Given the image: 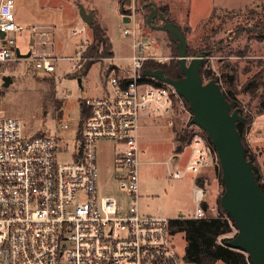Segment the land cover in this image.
I'll return each instance as SVG.
<instances>
[{
	"label": "built area",
	"instance_id": "2783aa9c",
	"mask_svg": "<svg viewBox=\"0 0 264 264\" xmlns=\"http://www.w3.org/2000/svg\"><path fill=\"white\" fill-rule=\"evenodd\" d=\"M14 7L15 0H0V62L20 59L16 39L9 33L25 27L16 20ZM123 33L131 40L130 75L109 76L104 95L82 102L89 113L79 121L73 159H58L56 133L28 132L22 120L0 117V264H186L169 230V221L177 217L145 214L140 209L142 190L149 185L142 183L140 173L141 114L178 110L196 128L188 165L169 168L171 177L198 174L208 167L217 168L220 177V158L207 131L193 121L185 98L173 85L145 74L148 61L166 59L154 51L156 38L137 26L125 27ZM37 35L39 50L30 49L29 59L36 69L53 72L58 58L45 51L54 44L53 34L42 28ZM78 54L80 66L85 58ZM175 122L170 118L167 125L174 127ZM63 127L68 128V123ZM189 131L183 129L190 137ZM101 139L123 145L117 155V178L128 198L125 205L116 195L100 191L97 142ZM206 195L205 187L196 185L194 211L178 217H218V205H202ZM232 227L231 239L238 233Z\"/></svg>",
	"mask_w": 264,
	"mask_h": 264
},
{
	"label": "rangeland",
	"instance_id": "374dc122",
	"mask_svg": "<svg viewBox=\"0 0 264 264\" xmlns=\"http://www.w3.org/2000/svg\"><path fill=\"white\" fill-rule=\"evenodd\" d=\"M154 1L158 7L161 4L168 5L171 18L185 32L188 50H192L196 55L207 53L203 60L205 68L213 71V76L220 80L224 90L234 97L243 111L241 115L252 119V122L246 125L244 140L249 153L256 156L264 181V138L260 142L256 140L258 130H262L264 135V98L261 97L262 88L246 86L255 75L264 73V30L261 28L264 26V0H248V3H243L246 0ZM224 2H237L239 6H219ZM74 3L77 9L78 4L82 3L88 12L93 11L94 22L103 27L112 43V54H103L93 59L95 63L87 76L82 78V87L80 77L76 74L88 59L81 60L79 66L78 53L82 55L92 43L93 31L91 26L83 21L79 12L73 13ZM14 12L16 20L24 25L25 30L9 33V36L15 37L21 53H27L34 48L39 50L36 42L40 36L37 33L39 29L46 28L52 32L54 44L48 45L45 51L56 56L58 60L55 61L56 69L53 72L36 69L31 58L0 62V117L22 120L28 132L48 129L56 133L59 136L60 161L73 159L72 151L78 145L76 135L78 120L81 117L80 110H88L82 102L86 98L102 95V78L104 80L105 76L107 79L111 74L114 75L112 69L115 64L129 63L131 40L124 35L123 28L137 26L145 34L156 38L154 51L166 59L164 62L152 63L169 64L179 57L177 42L173 41L167 32L155 30L148 25L146 15L138 11L137 0H130L123 10L120 0H15ZM124 17L129 18L124 21ZM155 19V25L163 23L162 20ZM33 27L36 32L32 31ZM207 45L212 48L205 50ZM211 79L204 78V81ZM141 116L148 117L149 114L143 112ZM151 116L140 141L141 181L144 185L148 182L152 184L151 188L142 190L141 212L170 217L179 211L181 207L173 208L176 194L182 191L190 202L192 175L194 179L199 175L207 179L204 186L207 191L206 201L209 206H219L218 201L221 200L225 186L222 175L218 177L217 168H204L198 174L188 173L180 179L169 175L166 160H176L178 169H185L190 161V144L196 131L194 126H190L191 120L187 122L186 114L178 110L171 114L155 113ZM180 116H183V119ZM170 118L176 121L174 127L167 125ZM64 123H68L69 127L64 128ZM185 124L187 126H184ZM183 129H191L190 141L181 153H174L176 132H183ZM122 149L123 145L118 141L99 140L97 169L100 191L103 194L116 195L125 205L128 198L120 188L117 178L120 175L117 155ZM194 207L195 204L193 209ZM173 240L176 251L183 254L185 240L182 234L176 235ZM186 264L193 263L186 261Z\"/></svg>",
	"mask_w": 264,
	"mask_h": 264
},
{
	"label": "water",
	"instance_id": "95a60500",
	"mask_svg": "<svg viewBox=\"0 0 264 264\" xmlns=\"http://www.w3.org/2000/svg\"><path fill=\"white\" fill-rule=\"evenodd\" d=\"M151 12L146 18L148 25L165 31L177 42L179 63L183 75L177 79L167 77L162 69H145V74L173 85L188 103L193 113V121L207 131L216 146L221 166L222 182L225 189L221 195V205L238 229L236 236L228 245L246 252L253 264H264V190L256 179V164L247 159L245 147L237 128V122L244 121L240 109H232L221 84L215 79L207 82L201 74V64L207 53L188 56V42L182 27L158 14L155 1L147 3ZM83 21L92 25L93 11L88 12L82 3L78 4ZM160 16L162 24L155 25L153 20ZM129 17H124L127 21ZM19 58H29L31 51L21 53Z\"/></svg>",
	"mask_w": 264,
	"mask_h": 264
},
{
	"label": "trees",
	"instance_id": "16d2710c",
	"mask_svg": "<svg viewBox=\"0 0 264 264\" xmlns=\"http://www.w3.org/2000/svg\"><path fill=\"white\" fill-rule=\"evenodd\" d=\"M130 0H120L121 8L124 9L125 5L129 4ZM154 0H137L138 11L143 12L146 17L151 12V7L146 6L147 3ZM214 13V12H213ZM158 14H163L170 21L176 23L170 15V10L168 5H159ZM157 16L155 20H162L160 16ZM158 25V24H157ZM264 30V26L261 27ZM93 31V41L83 53V57L87 60L85 63V68H89L94 62V58H98L103 54H112L111 52V41L108 37L106 31L99 24L94 22L91 25ZM184 31V30H183ZM264 38V35L262 36ZM177 47V46H176ZM206 49H211L212 46L207 45ZM178 51V48H177ZM179 53V51H178ZM189 55H196L192 50H188ZM177 55V54H175ZM188 55V56H189ZM92 60V61H91ZM153 61H148L145 64L146 69H162L167 77L177 79L183 75L179 63V59L172 60L169 64L152 63ZM201 74L203 78L211 79L214 78L217 82L220 80L213 76L214 73L211 70L205 68L204 61L201 64ZM246 86L248 88L259 89L262 88L261 97L264 98V73H258L252 79H250ZM222 87V86H221ZM226 98L231 102L232 109L239 108L236 100L233 96H230L226 90L222 87ZM231 94V93H230ZM264 103V102H263ZM60 106V102H58ZM240 113H242V109ZM245 117L244 121L237 122V128L241 136L242 143L245 147V155L247 159L253 161L256 164L254 169L255 176L259 182L261 188L264 190V181H262V176L260 174V167L257 165L256 156L249 153V149L244 140V133L246 125L251 121ZM80 136V132H79ZM190 137L186 132H176L175 136V153H181L184 147L189 143ZM222 179V176H221ZM206 178L203 175L196 177L195 182L198 186L204 187L206 184ZM220 215L218 217H206V218H185L177 217L169 221V230L172 236L175 238L176 235H181L185 240V250L183 253L185 261L193 264H253L251 257L244 251L234 249L228 245L231 238L228 237L229 234L233 232V226H236L234 220L226 215L224 211L221 200L218 201ZM202 205L207 208L209 206L208 201H204Z\"/></svg>",
	"mask_w": 264,
	"mask_h": 264
},
{
	"label": "crops",
	"instance_id": "0c3cea01",
	"mask_svg": "<svg viewBox=\"0 0 264 264\" xmlns=\"http://www.w3.org/2000/svg\"><path fill=\"white\" fill-rule=\"evenodd\" d=\"M248 0H246L245 2H243V3H246ZM242 3V2H241ZM248 3V2H247ZM241 5V4H240ZM73 6L75 7V9H73L72 8V11H73V13H76V14H78V9H77V6H76V4L74 3L73 4ZM219 6H221V7H237V6H239V5H237V2H234V3H226V2H224V3H222V4H220ZM215 8V7H214ZM30 51V50H29ZM130 54H131V41H130ZM130 54H129V56H130ZM95 62H93L92 64H91V66H89V68L87 69V68H85L86 66L84 65V67H82V69L79 71V73L78 74H76L77 75V77H80L79 78V82L81 83V87H82V78L83 77H85V76H87V74H88V72H89V70H90V68L92 67V65L94 64ZM126 67V69H124ZM112 72H113V74H117V75H119L121 78H123V79H125V78H128L129 77V75H130V61H129V63L128 64H125V65H123V64H115L114 65V67H113V69H112ZM100 73H101V75H103L102 74V70H100ZM112 75V74H111ZM110 75V76H111ZM101 78H102V76H101ZM108 79V78H107ZM107 79H106V76H105V79L103 80V78H102V81H103V93H102V95H104L107 91H108V82H107ZM101 95V96H102ZM94 97H97V96H94ZM89 113V109L88 110H80V118H79V120H78V127H80V123H79V121H80V119L81 118H84V117H86L87 116V114ZM150 114H149V116L148 117H146V116H143L142 117V124H141V129H142V131H141V136H142V132H144V130H146V128L148 127L147 125V121H148V119H150ZM155 116V115H154ZM162 116V115H161ZM147 118V119H146ZM151 118H152V116H151ZM168 122V121H167ZM258 136L256 137V140H259V142L260 141H262V138H264V135H263V132H262V130H258ZM264 140V139H263ZM257 143V142H256ZM174 151V150H173ZM174 153H175V151H174ZM263 155H264V152H263ZM165 162H168V164H169V166H168V171H169V168L170 169H176L177 167H178V165H176L175 164V162H176V160H175V162H174V159L173 158H171V159H169V160H166ZM262 165H263V167H264V160H263V162H262ZM191 174V173H190ZM186 175H188V173L187 174H185V176ZM192 175V174H191ZM177 179H180V178H177ZM191 179H192V189H191V194H190V202L188 201L189 200V198H188V196H186L185 195V193H183L182 191H179V192H177V194H176V197H175V200H174V203H173V208H176V207H181V209L179 210V211H176V213H174L173 215H171L170 217H172V216H176V217H178V216H181L182 214H186V213H190V212H193L194 211V209H195V207H194V209H193V205L195 204L194 202H193V188L197 185L196 184V182H195V179H194V175H192L191 176ZM149 185L148 186H146L145 188H151L152 187V184L151 183H148ZM209 185V184H208ZM144 189V188H143Z\"/></svg>",
	"mask_w": 264,
	"mask_h": 264
}]
</instances>
